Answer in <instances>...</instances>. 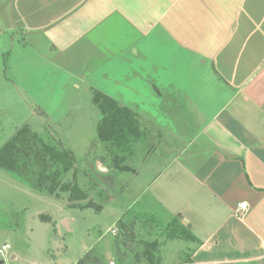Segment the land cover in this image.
<instances>
[{"label":"crops","instance_id":"1","mask_svg":"<svg viewBox=\"0 0 264 264\" xmlns=\"http://www.w3.org/2000/svg\"><path fill=\"white\" fill-rule=\"evenodd\" d=\"M95 89L146 133L130 207L193 235L160 264H264V0H0V121L96 128Z\"/></svg>","mask_w":264,"mask_h":264},{"label":"rangeland","instance_id":"2","mask_svg":"<svg viewBox=\"0 0 264 264\" xmlns=\"http://www.w3.org/2000/svg\"><path fill=\"white\" fill-rule=\"evenodd\" d=\"M16 124L10 113L3 116L0 146ZM47 129L53 133L49 126ZM54 129L52 135L62 140L75 158V176L70 170L66 180L74 178L87 200L99 208L70 206L65 193L60 198L37 194L0 171V248L9 245L0 253V264H146L142 256L146 242L156 238L163 241L162 234L173 227L168 225L172 219L148 205L146 194L137 196V203L130 207L134 196L127 187L130 174L109 170L95 125L87 122L83 127L66 128L61 123ZM38 131L44 134L42 129ZM133 156L127 161L129 167L133 166L129 162ZM96 160L107 168L106 172L97 169ZM121 222L124 232L119 230ZM169 243H164L159 252L162 259L176 261L173 251L185 242Z\"/></svg>","mask_w":264,"mask_h":264},{"label":"trees","instance_id":"3","mask_svg":"<svg viewBox=\"0 0 264 264\" xmlns=\"http://www.w3.org/2000/svg\"><path fill=\"white\" fill-rule=\"evenodd\" d=\"M92 102L100 111L95 128L96 139L102 143L109 170L132 171L127 161L145 139L137 114L115 98L99 91H92ZM47 127L44 136L27 124L18 127L0 146V171L22 186L40 195L60 198L65 193L70 206H92L87 195L74 178L66 180V174L75 171V158L71 149L54 137ZM99 208L98 205H95ZM163 235L166 238L192 240L193 235L174 216ZM119 226V225H118ZM120 232H124L122 222ZM158 240L146 242L142 256L146 264H160L156 250ZM81 262V259L78 261Z\"/></svg>","mask_w":264,"mask_h":264},{"label":"built area","instance_id":"4","mask_svg":"<svg viewBox=\"0 0 264 264\" xmlns=\"http://www.w3.org/2000/svg\"><path fill=\"white\" fill-rule=\"evenodd\" d=\"M246 203L245 202H241V203H239L238 204V208H237V210L235 211V213H237L238 214V211L239 210H245L246 209ZM113 232H115V231H113ZM9 247V245L8 244H4V245H2V247L0 248V253H2L3 252V250L4 249H7ZM109 264H113V262L111 261V262H109Z\"/></svg>","mask_w":264,"mask_h":264},{"label":"water","instance_id":"5","mask_svg":"<svg viewBox=\"0 0 264 264\" xmlns=\"http://www.w3.org/2000/svg\"><path fill=\"white\" fill-rule=\"evenodd\" d=\"M96 164H97L96 167H97V169L99 171H101V172H106L107 171V169L105 167H103L100 162L97 161Z\"/></svg>","mask_w":264,"mask_h":264}]
</instances>
